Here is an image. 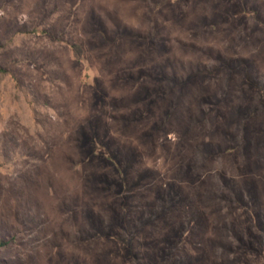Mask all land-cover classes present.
Masks as SVG:
<instances>
[{"label":"rangeland","instance_id":"obj_1","mask_svg":"<svg viewBox=\"0 0 264 264\" xmlns=\"http://www.w3.org/2000/svg\"><path fill=\"white\" fill-rule=\"evenodd\" d=\"M0 264H264V0H0Z\"/></svg>","mask_w":264,"mask_h":264},{"label":"trees","instance_id":"obj_2","mask_svg":"<svg viewBox=\"0 0 264 264\" xmlns=\"http://www.w3.org/2000/svg\"><path fill=\"white\" fill-rule=\"evenodd\" d=\"M5 241H0V246L4 245Z\"/></svg>","mask_w":264,"mask_h":264}]
</instances>
